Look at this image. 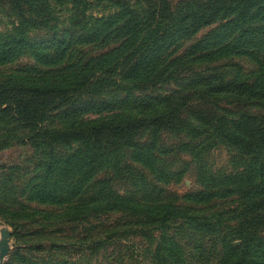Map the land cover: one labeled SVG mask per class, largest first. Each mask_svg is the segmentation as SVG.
<instances>
[{
	"label": "trees",
	"instance_id": "16d2710c",
	"mask_svg": "<svg viewBox=\"0 0 264 264\" xmlns=\"http://www.w3.org/2000/svg\"><path fill=\"white\" fill-rule=\"evenodd\" d=\"M7 1L1 9L16 22L0 32V65L26 50L30 64L24 76L0 84V117L26 131L21 139L42 152L40 172L23 185L25 202L67 206L77 223L88 222L96 205L123 215L128 230L83 245L91 250L129 242V231L140 224L154 230L178 223L189 237L217 243V264H264V190L258 191L264 187V115L243 109H264V77L258 78L264 73V0H92L112 9L93 19L86 18L84 0ZM64 4L74 8V20L60 33L71 39L55 41L51 8ZM41 30L53 32L46 46L30 38ZM235 59L255 67L253 80L203 66ZM184 64L196 68L175 75ZM229 67L237 68L221 69ZM86 114L96 117L76 121ZM58 119L68 124L53 126ZM188 129L193 136L212 134L247 162L230 182L210 187L216 199L238 198L227 218L186 209L185 200L208 202L207 192L172 202L140 186L148 180L143 171L156 177L163 138ZM115 182L139 184L134 192H118ZM11 191L12 183H0L2 196ZM2 209L23 211L29 220L39 215L26 204L2 201ZM20 247L16 252L41 245ZM153 257L155 264H187L177 240L166 236Z\"/></svg>",
	"mask_w": 264,
	"mask_h": 264
},
{
	"label": "rangeland",
	"instance_id": "374dc122",
	"mask_svg": "<svg viewBox=\"0 0 264 264\" xmlns=\"http://www.w3.org/2000/svg\"><path fill=\"white\" fill-rule=\"evenodd\" d=\"M86 1V18H99L107 16L112 12L109 6H98L92 0ZM172 3L184 0H170ZM7 0H0V32L9 31L11 24L16 20L11 13L4 12L3 6H9ZM74 8L70 4L62 6H52V19L50 26L53 29L55 41L70 40L69 34H61L73 20ZM52 30L32 31L30 38L41 44L48 45L52 37ZM74 38V36H73ZM27 50L20 54L13 62L0 65V84L12 82L16 75L24 76L25 68L30 64V59L26 54ZM183 51L178 57L184 56ZM185 61V60H182ZM201 70L203 67L197 64ZM225 65H236L237 68L222 70ZM196 66V65H195ZM186 64L175 69V75L191 70ZM207 69L215 72L232 73L241 79L253 80L255 67L247 64L243 60H232L222 63L203 64ZM186 74V73H185ZM264 73L258 78H263ZM185 84H189L186 78ZM197 81L192 80L191 85ZM173 89V86L169 87ZM253 113L264 115V109L257 106L247 105L243 108ZM105 116V115H102ZM94 114L81 115L76 121L95 118ZM52 123V122H51ZM68 124V120H56L53 126L60 127ZM229 122L225 124L228 125ZM188 129L182 134H168L163 138V143L159 149L158 162L156 167V177L151 179L147 172V182L150 189H156L163 196L168 197L172 202L179 198L187 197L197 193H208L204 201L195 204L191 200H185L184 206L190 211H202L203 213L219 212L223 218H227V211H233L239 202L236 196L227 198H214V191L221 182H230V176L246 171L247 162L236 154V152L224 144H221L212 134L197 132ZM27 136V132L17 126L7 125L0 117V183L10 182L13 184V191L8 196L0 194V204L2 201L11 204L27 205V207L38 212L39 215L33 220L24 219L23 211L17 209L0 210V223L12 232V247H20L24 244H40L39 250L27 249L25 251L9 253L3 264H155L153 257L158 239L161 236L177 240L181 251L185 253V263L187 264H217V243L210 240H199L191 238L185 234L178 223H169L160 229L138 225L137 231H129L130 241H113L109 245L96 250L83 247L84 244L94 240L103 239L104 236L119 230L128 228L124 224L126 219L123 215H111L104 210L99 211L98 205L87 216L88 222L77 223L69 220L67 206L56 207L47 204H36L25 202L26 194H23V185L29 182L31 177L40 172L42 162V152L39 149L30 148L21 139ZM185 145L186 147H182ZM62 152L69 153L68 148ZM195 156V160L193 158ZM40 162V167L36 164ZM141 172V171H140ZM142 173V172H141ZM215 182V183H214ZM97 183V182H94ZM139 182H115L113 186L118 192L127 190L134 192L135 185ZM214 184V185H213ZM94 184L91 186L94 189ZM138 186V185H137ZM211 186L216 188L211 189ZM264 190L260 187L258 191ZM212 194V195H211ZM213 196V197H212ZM205 198V197H204ZM177 203V202H176ZM175 203V204H176ZM231 216V215H229ZM142 221V220H141ZM51 243H54L50 245ZM133 245V248H132ZM16 247V248H17ZM194 250L196 252H194Z\"/></svg>",
	"mask_w": 264,
	"mask_h": 264
},
{
	"label": "water",
	"instance_id": "95a60500",
	"mask_svg": "<svg viewBox=\"0 0 264 264\" xmlns=\"http://www.w3.org/2000/svg\"><path fill=\"white\" fill-rule=\"evenodd\" d=\"M12 232L3 224L0 223V264H3L4 259L16 247L11 246Z\"/></svg>",
	"mask_w": 264,
	"mask_h": 264
}]
</instances>
